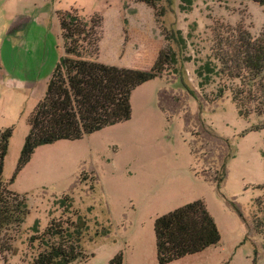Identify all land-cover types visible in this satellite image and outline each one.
Returning a JSON list of instances; mask_svg holds the SVG:
<instances>
[{
    "label": "rangeland",
    "instance_id": "obj_1",
    "mask_svg": "<svg viewBox=\"0 0 264 264\" xmlns=\"http://www.w3.org/2000/svg\"><path fill=\"white\" fill-rule=\"evenodd\" d=\"M3 1L0 131L11 128V136L1 177L9 190L25 197L28 214L17 233L10 231L12 252L0 256V264L3 258L6 264H29L38 248L31 245V226L37 220L42 231L51 218L64 217L55 204L64 194L88 220L89 234L108 230L87 237L83 249L89 257L71 264H107L119 252L123 264H158L154 220L198 200L220 239L168 264H264V238L253 222L261 216L255 202L264 197V128L258 126L264 116H239L229 90L221 96L218 91L236 81L222 73L205 80L203 71L209 60L220 65L218 54L236 30L252 37L264 30V5L255 0ZM71 9L85 18L101 17L102 34L109 39L104 53L119 44L115 66L147 70L160 50L173 54L174 61L167 58L158 77L132 91L128 120L77 140L40 145L17 170L28 115L62 55L56 14ZM12 10L18 14L13 26Z\"/></svg>",
    "mask_w": 264,
    "mask_h": 264
},
{
    "label": "trees",
    "instance_id": "obj_2",
    "mask_svg": "<svg viewBox=\"0 0 264 264\" xmlns=\"http://www.w3.org/2000/svg\"><path fill=\"white\" fill-rule=\"evenodd\" d=\"M148 2L147 0H145ZM191 4L190 0H183ZM264 5V0H255ZM62 55L51 72L43 97L28 115V133L24 138L17 161V170L24 166L34 150L59 140H77L129 119L130 96L139 85L158 77L167 58L160 50L153 65L147 69L118 67L88 60L83 54L97 56L101 40V17L92 14L85 18L71 9L56 14ZM218 54L220 65L207 61L204 78L224 74L236 81L228 88H220L219 96L228 89L239 116H264V30L252 37L236 30ZM220 66V67H218ZM264 128V124L258 125ZM11 128L0 131V256L12 252L11 243L28 214L25 197L8 189L2 180V165L7 154ZM264 161V150L262 151ZM263 199V200H262ZM256 200L261 216L253 219L254 228L264 238V197ZM64 217L51 218L39 231L38 221L31 226V245L38 244L29 264H71L89 257L83 241L107 234L101 227L92 235L85 216L73 209L70 195L55 200ZM66 213V214H65ZM70 214V215H67ZM155 252L158 264L199 253L218 243L220 235L213 218L202 201H193L157 217L153 223ZM3 263L6 260L3 258ZM107 264H123V254H115Z\"/></svg>",
    "mask_w": 264,
    "mask_h": 264
},
{
    "label": "crops",
    "instance_id": "obj_3",
    "mask_svg": "<svg viewBox=\"0 0 264 264\" xmlns=\"http://www.w3.org/2000/svg\"><path fill=\"white\" fill-rule=\"evenodd\" d=\"M7 1V0H6ZM5 0L3 2H6ZM17 11V10H16ZM16 11L12 10L10 11V20H11V26H13V23L15 22V20L17 19L16 17L18 16V14L16 13ZM57 20V17H56ZM58 24V21H57ZM58 32H59V26H58ZM60 34V32H59ZM108 37L106 36V33L102 34L101 40L99 42V53H98V59L97 61H99L100 63H104V64H108V65H115V60H117V52L119 49V44H116V46L114 48H112L111 50L108 49L106 50L107 52L104 53L105 49L107 48L106 44H108ZM105 42V44H104ZM120 67H124L123 65H119Z\"/></svg>",
    "mask_w": 264,
    "mask_h": 264
}]
</instances>
